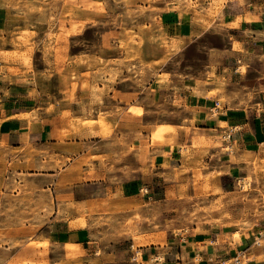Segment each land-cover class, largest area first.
Here are the masks:
<instances>
[{
	"label": "crops",
	"instance_id": "0c3cea01",
	"mask_svg": "<svg viewBox=\"0 0 264 264\" xmlns=\"http://www.w3.org/2000/svg\"><path fill=\"white\" fill-rule=\"evenodd\" d=\"M154 1L164 11L165 33L181 40L213 33L224 42L207 47V75L212 77L206 81L171 77L169 85L162 88L153 80V99L171 115L161 125L167 131L164 143L154 147L151 134L144 136L149 139L147 144L135 146V115L127 116L129 108H135V79L121 66L106 59V66L91 69L88 78L86 69L77 78L66 69L39 77L34 68H24V63L15 59L14 53L24 47L0 40V188L4 192L18 188L23 180H33L38 189L54 198L63 190L65 179V186L77 191L81 180L104 176L133 177L126 186H134L136 154L152 177L180 165L184 151L202 155L209 165L224 166V174L231 176H240L255 161L264 167V0ZM12 16L6 11L1 15L0 31L4 34L11 32ZM42 43L35 47L30 63L42 67L38 72L54 61L45 57ZM236 63L247 64V76L254 74V82H249V89L255 92L253 101L236 92L235 77L225 75ZM17 69L20 74H15ZM119 69V79L109 83ZM99 113L107 124L115 126L111 136L104 137L99 126L85 125L92 118L97 122ZM121 133L127 138L122 140ZM228 135L229 141L225 139ZM225 144H230L233 156L223 153ZM80 224L71 229L68 221H58L52 215L42 219L37 238L58 246L95 250L93 230L84 222ZM234 231L240 233L239 239L232 236ZM262 237L261 232L235 229L190 231L163 250L137 252L144 264H151L152 259L155 264H234L239 253L247 258L245 264H264V249L254 242ZM56 253L52 250L50 259ZM107 257L114 260L110 253Z\"/></svg>",
	"mask_w": 264,
	"mask_h": 264
},
{
	"label": "rangeland",
	"instance_id": "374dc122",
	"mask_svg": "<svg viewBox=\"0 0 264 264\" xmlns=\"http://www.w3.org/2000/svg\"><path fill=\"white\" fill-rule=\"evenodd\" d=\"M32 1L0 0V20L3 12L13 13L11 32L0 31V40L24 47L14 57L24 68H34L39 77L66 69L77 78L86 69L88 78L91 69L106 66V59L121 66L135 79V108L130 107L127 114L135 115V146L147 144L149 139L144 136L148 134L153 147L164 143L166 130L159 137L156 132L171 115L153 99V80L162 88L171 77L206 81L212 77L207 75V47L224 43L213 33L187 40L165 33L166 17L154 0H36L29 4ZM42 42L45 57L54 59L45 67V74L38 72L41 66L30 64L35 47ZM114 72L109 83H115L122 70ZM247 72V64L236 63L225 75L235 77L236 92L253 101L255 92L249 89V82H254V74L247 76ZM15 74H20L18 69ZM221 83L226 85V80L222 78ZM94 119L85 125L99 126L104 137L113 134L115 126L107 124L101 113L97 122ZM221 150L233 156L230 144ZM202 157L184 151L180 165L152 177L136 154L135 185L129 187L126 182L133 177L104 176L81 180L77 191L66 187L65 179L63 190L54 198L45 195L33 180H23L7 192L0 188V264H144L141 252L138 261H132L131 245L135 251L163 250L176 237L211 229L261 232L258 241L264 249V167L255 161L240 176H231L224 174V166L209 165ZM52 215L68 221L71 229L86 223L93 230L95 250L40 242L37 234L42 219ZM232 236L239 239L241 235L234 231ZM52 250L57 253L50 259ZM246 261L244 258L243 264Z\"/></svg>",
	"mask_w": 264,
	"mask_h": 264
},
{
	"label": "built area",
	"instance_id": "2783aa9c",
	"mask_svg": "<svg viewBox=\"0 0 264 264\" xmlns=\"http://www.w3.org/2000/svg\"><path fill=\"white\" fill-rule=\"evenodd\" d=\"M229 138V139H228ZM225 139L227 140V141H229L230 140V135H228V136H226L225 137ZM146 192H148V191H146ZM255 245H257V246H260V243H259V241L256 239L255 241ZM130 250H131V252H132V261H138V259H139V253L137 252V251H135L134 250V245H131L130 246ZM244 258H246L245 256H244V254H242V253H239V255H238V257L235 259V261H234V264H243V260H244Z\"/></svg>",
	"mask_w": 264,
	"mask_h": 264
},
{
	"label": "bare ground",
	"instance_id": "6f19581e",
	"mask_svg": "<svg viewBox=\"0 0 264 264\" xmlns=\"http://www.w3.org/2000/svg\"><path fill=\"white\" fill-rule=\"evenodd\" d=\"M166 127H167V126H166ZM166 127H165V128H166ZM170 127H171V126H170ZM163 131H164V128H163V127H160V129L156 132V136H157V137L161 136V134H162ZM166 132H167V131H165V134H166ZM164 139H165V138H164ZM228 139H229V138H228ZM80 225H81V224H80ZM80 225H79V226H80ZM72 226H73V227H72L73 229H76L77 226H78V224H74V225H72ZM79 228H80V227H79ZM84 228H85V227H84Z\"/></svg>",
	"mask_w": 264,
	"mask_h": 264
}]
</instances>
